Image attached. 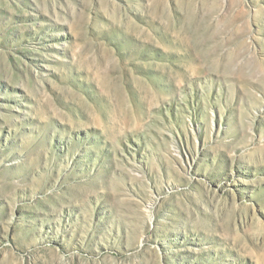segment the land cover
<instances>
[{
  "label": "rangeland",
  "instance_id": "1",
  "mask_svg": "<svg viewBox=\"0 0 264 264\" xmlns=\"http://www.w3.org/2000/svg\"><path fill=\"white\" fill-rule=\"evenodd\" d=\"M0 264H264V0H0Z\"/></svg>",
  "mask_w": 264,
  "mask_h": 264
}]
</instances>
